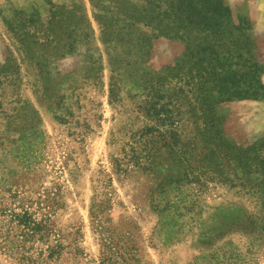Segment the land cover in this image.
Wrapping results in <instances>:
<instances>
[{
  "label": "rangeland",
  "instance_id": "rangeland-1",
  "mask_svg": "<svg viewBox=\"0 0 264 264\" xmlns=\"http://www.w3.org/2000/svg\"><path fill=\"white\" fill-rule=\"evenodd\" d=\"M57 243L264 264V0H0V264Z\"/></svg>",
  "mask_w": 264,
  "mask_h": 264
},
{
  "label": "trees",
  "instance_id": "trees-1",
  "mask_svg": "<svg viewBox=\"0 0 264 264\" xmlns=\"http://www.w3.org/2000/svg\"><path fill=\"white\" fill-rule=\"evenodd\" d=\"M145 136V134H143ZM142 149L147 150L148 144L143 142ZM18 225L24 227L25 231L27 232V236L31 239L41 235L42 239H48L51 232L50 229L46 226L41 227L39 224L35 223L34 221L30 220L28 215H24L21 219L18 220ZM62 246L57 243L54 246L48 245V248L44 251V254L39 257V259H33L32 257H24L22 258L23 264H48L57 256H60V251Z\"/></svg>",
  "mask_w": 264,
  "mask_h": 264
}]
</instances>
